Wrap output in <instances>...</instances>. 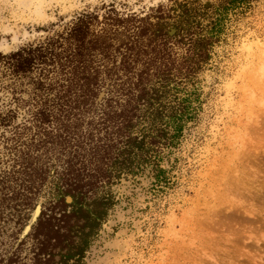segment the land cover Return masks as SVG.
<instances>
[{
  "label": "trees",
  "instance_id": "obj_1",
  "mask_svg": "<svg viewBox=\"0 0 264 264\" xmlns=\"http://www.w3.org/2000/svg\"><path fill=\"white\" fill-rule=\"evenodd\" d=\"M171 1L140 14L80 13L0 54L9 80L0 77V91L10 93L0 95V238L8 216L16 238L47 189L31 232L0 251V264H85L120 203L114 186L144 176L155 191L175 185L163 161L194 108L172 103V85L202 70L229 14L255 0Z\"/></svg>",
  "mask_w": 264,
  "mask_h": 264
},
{
  "label": "rangeland",
  "instance_id": "obj_2",
  "mask_svg": "<svg viewBox=\"0 0 264 264\" xmlns=\"http://www.w3.org/2000/svg\"><path fill=\"white\" fill-rule=\"evenodd\" d=\"M197 1L207 7L215 2ZM172 4L0 0V54L39 42L80 13L140 14ZM229 18L208 63L172 85L171 99L177 100L172 103L185 98L194 108L178 149L163 161L173 168L175 185L155 191L144 176L139 183L122 180L114 186L120 203L89 248L85 264H264V0ZM170 29L171 34L176 30ZM0 77L8 83L2 72ZM7 92L0 91L6 102ZM46 191L15 239L10 237L16 229L12 216L2 218L0 251L11 254L31 232Z\"/></svg>",
  "mask_w": 264,
  "mask_h": 264
}]
</instances>
